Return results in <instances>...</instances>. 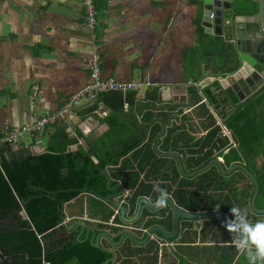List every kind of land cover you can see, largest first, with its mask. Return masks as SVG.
Segmentation results:
<instances>
[{
  "label": "crops",
  "instance_id": "1",
  "mask_svg": "<svg viewBox=\"0 0 264 264\" xmlns=\"http://www.w3.org/2000/svg\"><path fill=\"white\" fill-rule=\"evenodd\" d=\"M95 6L97 28L91 30L83 0H0V130L31 128L87 86L90 74L85 59L96 40L103 78L139 86L122 93L134 96L132 107L124 102L128 107H123L122 113H134L133 119L151 108L170 104L174 109L169 113H178L174 110L183 107L184 114L219 117L202 93L212 82L203 88L199 82L229 74L223 73L232 63L225 48L222 52L215 41L218 36L205 32L203 7L197 0H95ZM241 16L244 18L239 22L252 27L246 21L248 16ZM200 30L208 37L200 40ZM218 38L233 47L239 62L233 43ZM163 86L169 88L171 99L159 102L157 94ZM190 87L195 88L199 100H192ZM93 105L97 109L90 113ZM102 105L99 97L95 102L84 101L65 121L24 132L20 148L4 145L0 151L21 149L39 155L57 152L65 145L67 154L83 150L87 156V149L101 136L90 141L87 138L92 132H112L106 122L112 113ZM21 217L26 218L23 211ZM249 250L254 249H247L248 256ZM229 253L231 259L220 264L242 263L234 259L240 254L237 249L231 248Z\"/></svg>",
  "mask_w": 264,
  "mask_h": 264
},
{
  "label": "flooded vegetation",
  "instance_id": "2",
  "mask_svg": "<svg viewBox=\"0 0 264 264\" xmlns=\"http://www.w3.org/2000/svg\"><path fill=\"white\" fill-rule=\"evenodd\" d=\"M173 107L125 119L127 130L108 131L87 149L96 168L81 193L62 205L58 226L47 231L56 248L89 241L111 255L109 264H220L231 259V248L242 262L252 248L253 260L262 262L255 246L234 238L222 219L197 217L223 216L239 234H246V224L263 222L256 212L263 210L259 186L252 208L253 181L237 168L247 169V161L235 136H224L213 115L184 114L183 107L169 113ZM155 184L169 193L164 208L155 206Z\"/></svg>",
  "mask_w": 264,
  "mask_h": 264
},
{
  "label": "trees",
  "instance_id": "3",
  "mask_svg": "<svg viewBox=\"0 0 264 264\" xmlns=\"http://www.w3.org/2000/svg\"><path fill=\"white\" fill-rule=\"evenodd\" d=\"M233 1L236 16L256 14L257 6L250 0ZM206 37L200 30L199 39ZM215 41L222 52L225 48L232 63L223 74L235 72L239 62L233 47L218 37ZM188 92L192 100H199L194 87ZM202 93L235 136L246 158L247 170L257 179L259 207L264 209V85L242 103L235 96L230 97V91L221 89L217 80L203 88ZM99 100L112 111L106 117L110 130H127L118 114L123 112L124 102L132 107L134 96L107 92ZM96 109L97 105H93L89 112ZM65 149L63 145L57 152L39 155L21 149L12 153L10 148L0 151V254L9 264H109L111 255L93 247L89 241L73 240L56 248L48 240L47 231L61 220L62 205L81 193L96 168L91 159L83 156V150L67 154ZM21 211L27 219L20 216Z\"/></svg>",
  "mask_w": 264,
  "mask_h": 264
},
{
  "label": "water",
  "instance_id": "4",
  "mask_svg": "<svg viewBox=\"0 0 264 264\" xmlns=\"http://www.w3.org/2000/svg\"><path fill=\"white\" fill-rule=\"evenodd\" d=\"M203 7L202 26L205 32L214 36L223 37L226 42L233 43L239 57V67L235 72L224 75L222 78H217L221 89L230 91V97L235 96L238 103L244 102L246 99L254 95V93L264 85V0H250L256 4L257 12L255 15L245 17L246 21L252 24V27H245L240 23L239 19L242 16H235L234 3L232 0H197ZM215 80V76L205 77L199 82V87L203 88L210 82ZM166 93V94H165ZM157 99L170 100L171 94L167 86H163L157 94ZM173 99V98H172ZM104 110L112 113L107 107L102 105ZM119 117L126 119L134 117L133 114L119 113ZM134 120V118H133ZM135 121V120H134ZM135 130H139V126L131 123ZM102 135L101 130H95L88 136V140L94 141ZM84 145L87 140H83ZM253 181L254 192L251 197V207L254 208V201L258 192V183L253 174L247 169L237 166ZM258 214L264 215L263 210H256ZM197 217H218L226 224L229 232L239 241H247V234H239L236 232L230 221L219 215H198ZM96 247L99 243L95 244ZM1 258V257H0ZM264 264V256L262 258Z\"/></svg>",
  "mask_w": 264,
  "mask_h": 264
},
{
  "label": "built area",
  "instance_id": "5",
  "mask_svg": "<svg viewBox=\"0 0 264 264\" xmlns=\"http://www.w3.org/2000/svg\"><path fill=\"white\" fill-rule=\"evenodd\" d=\"M83 5L87 15V27L91 30H95L97 28L98 19L95 0H83ZM94 39H96V37ZM85 68L90 74V82L87 86L70 96L57 112L39 118L35 125L31 128H22V130L6 128L4 130H0V149L4 145H11L20 148L24 132L32 133L36 130L43 129L46 126L53 125L56 122L65 121L68 115L84 101L95 102L103 93H124L128 90L139 88V86L134 84V82H121L112 77L103 78L101 71V56L97 40L94 44L91 55L85 59ZM222 77H224V75L217 76V78ZM123 107L127 110L128 105L124 103ZM101 115H106V112H102ZM213 117L215 118L221 133L226 137H230L232 132L224 126L222 122H220V117L214 114Z\"/></svg>",
  "mask_w": 264,
  "mask_h": 264
},
{
  "label": "clouds",
  "instance_id": "6",
  "mask_svg": "<svg viewBox=\"0 0 264 264\" xmlns=\"http://www.w3.org/2000/svg\"><path fill=\"white\" fill-rule=\"evenodd\" d=\"M153 190L158 193L157 199L155 200V206L158 208H164L167 206L169 193L166 189H162L158 184L153 186ZM238 207H232L231 212L236 213ZM231 231L232 229L229 228ZM243 231L249 237V240L245 241L250 245L255 246L260 256H264V222H258L254 226L246 224Z\"/></svg>",
  "mask_w": 264,
  "mask_h": 264
},
{
  "label": "rangeland",
  "instance_id": "7",
  "mask_svg": "<svg viewBox=\"0 0 264 264\" xmlns=\"http://www.w3.org/2000/svg\"><path fill=\"white\" fill-rule=\"evenodd\" d=\"M263 219V222H264V217L262 218ZM250 251V250H249ZM251 254L248 256V253H245L244 256H246L244 259L245 261H242V263H239V264H255L254 261H253V251H250Z\"/></svg>",
  "mask_w": 264,
  "mask_h": 264
}]
</instances>
